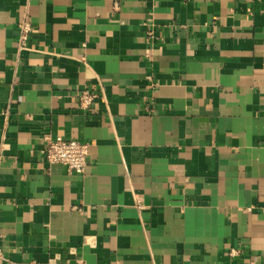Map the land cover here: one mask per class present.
Masks as SVG:
<instances>
[{"label": "crops", "instance_id": "0c3cea01", "mask_svg": "<svg viewBox=\"0 0 264 264\" xmlns=\"http://www.w3.org/2000/svg\"><path fill=\"white\" fill-rule=\"evenodd\" d=\"M0 253L264 264V0H0Z\"/></svg>", "mask_w": 264, "mask_h": 264}, {"label": "built area", "instance_id": "2783aa9c", "mask_svg": "<svg viewBox=\"0 0 264 264\" xmlns=\"http://www.w3.org/2000/svg\"><path fill=\"white\" fill-rule=\"evenodd\" d=\"M21 28L20 47L24 49L28 43L30 24L24 23ZM78 95L79 104L83 109H89L97 98V94L88 93L87 91H82ZM89 147V143L73 138H64L61 136L53 138L50 135L45 137L46 160L53 165H62L68 173L75 172L82 174L86 171ZM0 258H3L1 253Z\"/></svg>", "mask_w": 264, "mask_h": 264}]
</instances>
